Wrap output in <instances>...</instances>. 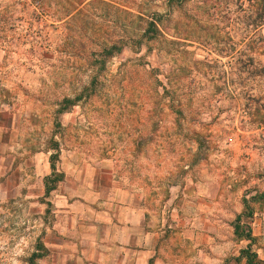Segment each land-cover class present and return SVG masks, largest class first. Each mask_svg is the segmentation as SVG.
I'll use <instances>...</instances> for the list:
<instances>
[{
	"label": "rangeland",
	"instance_id": "374dc122",
	"mask_svg": "<svg viewBox=\"0 0 264 264\" xmlns=\"http://www.w3.org/2000/svg\"><path fill=\"white\" fill-rule=\"evenodd\" d=\"M0 96L21 115L23 174L49 160L101 169L155 211L189 199L181 263L245 264L236 223L264 260V0H0ZM9 197L0 264H25Z\"/></svg>",
	"mask_w": 264,
	"mask_h": 264
},
{
	"label": "crops",
	"instance_id": "0c3cea01",
	"mask_svg": "<svg viewBox=\"0 0 264 264\" xmlns=\"http://www.w3.org/2000/svg\"><path fill=\"white\" fill-rule=\"evenodd\" d=\"M19 113L0 101V217L10 193L11 216L16 224L26 225L23 239L30 245L21 252L38 255L36 264L185 262L172 242L177 229L183 240L194 232L193 219L186 214L189 199L180 205L173 197L155 211L141 189L114 178L107 181L101 169L61 171L49 160L50 168L42 175L23 174ZM195 214L194 220H204L202 213ZM29 258L25 264H30Z\"/></svg>",
	"mask_w": 264,
	"mask_h": 264
},
{
	"label": "trees",
	"instance_id": "16d2710c",
	"mask_svg": "<svg viewBox=\"0 0 264 264\" xmlns=\"http://www.w3.org/2000/svg\"><path fill=\"white\" fill-rule=\"evenodd\" d=\"M170 1L182 2L184 0H170ZM156 21L158 22V19H156ZM156 21H149L150 27L147 30H145V32L143 33L144 38L154 39L156 38V35L160 33V30L158 28ZM124 44H125L124 41H119L117 43H113L110 47L105 48L104 49L105 57L110 58V57H113L115 54L120 53L125 46ZM135 44H138L139 46L140 43L136 42ZM235 234L241 240L246 239L250 241V244L248 245V247L245 249H242L241 254L237 259L239 261L241 259H245V264H264V260L259 256L258 252L254 251L251 247V243L255 240V237L252 235L251 229L250 228L243 229L240 223H236ZM37 256L38 255L33 254L29 258L30 264H36L35 260Z\"/></svg>",
	"mask_w": 264,
	"mask_h": 264
}]
</instances>
